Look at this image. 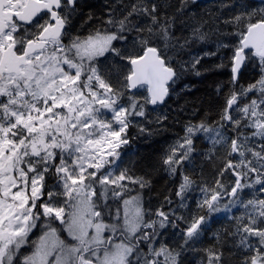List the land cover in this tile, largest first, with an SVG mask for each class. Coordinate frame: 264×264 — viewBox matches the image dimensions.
<instances>
[{
	"label": "snow or ice",
	"instance_id": "snow-or-ice-1",
	"mask_svg": "<svg viewBox=\"0 0 264 264\" xmlns=\"http://www.w3.org/2000/svg\"><path fill=\"white\" fill-rule=\"evenodd\" d=\"M196 4L113 0L78 32L81 0H0V264H181L186 251L203 253L198 264L237 255L238 264H264V3L218 0L203 15L192 13ZM211 35L235 39L191 55ZM185 53L190 60L174 64ZM218 54L214 68L231 72L219 119L185 126L162 158L180 176L177 199L145 209L130 186L150 181L130 174L119 151L128 129L147 105L164 103L186 67ZM242 66H258L259 78L238 84ZM198 134L211 145L205 158L223 164L190 207L196 181L185 167ZM233 209L232 230L197 248L214 214ZM169 228L178 230L171 244Z\"/></svg>",
	"mask_w": 264,
	"mask_h": 264
},
{
	"label": "trees",
	"instance_id": "trees-1",
	"mask_svg": "<svg viewBox=\"0 0 264 264\" xmlns=\"http://www.w3.org/2000/svg\"><path fill=\"white\" fill-rule=\"evenodd\" d=\"M113 0H81V11L73 20L76 31L84 32L91 25L98 24L99 20L104 17L107 5ZM173 3L177 0H172ZM218 0H197V4L191 9L192 13L199 12L203 15L206 11H215ZM251 6H260L264 2H256L246 0ZM91 12L93 20L87 19L88 13ZM234 37H224L211 35L209 39L203 43L195 45L191 50V55H203L204 52L215 51V43L217 40H224L226 43L234 40ZM224 63L228 64L227 57L231 54L230 50H223ZM189 61L190 55L185 53L174 60V64ZM221 62V56H205L196 70L186 67L180 79L169 89V95L163 105L156 108H146L149 117L143 121L148 125V130L153 134L138 133L134 135L132 132L128 134V147L135 149L131 164L128 167L130 174L135 176H144L150 181V185L144 189L137 188L143 198L145 209L156 210L161 204H164L165 197L171 195L173 201L175 191L180 182L179 174L171 176L163 165L162 158L167 153V143L177 140L183 136L185 126L188 124H198L202 120L213 123L219 119V111L224 103L223 94L228 90V81L231 78L229 67L215 69L214 65ZM200 75L196 74V71ZM260 69L258 66L243 67L238 84L247 85L259 78ZM221 86V92L217 93V86ZM146 94V93H145ZM159 121V122H157ZM153 123V124H152ZM155 127L154 131L152 128ZM135 131V127H131ZM196 148L192 165L187 167L186 173L189 174L199 185H213L217 172L222 167L223 161L215 159L209 161L205 158L207 150L211 147L210 143L202 136H197L194 140ZM223 182L228 183L232 179L228 173L221 178ZM138 187V186H137ZM135 191V193H137ZM109 204L115 207H121L119 202ZM193 205V204H192ZM167 210L168 205H164ZM174 206V205H173ZM184 225H180L183 227ZM233 221L231 219L220 218L215 219L209 226V230L205 232L202 239L201 247H206L216 243L214 233L224 230L231 231ZM227 251V250H226ZM184 264H197L196 261H186ZM229 264H238V255L231 257Z\"/></svg>",
	"mask_w": 264,
	"mask_h": 264
},
{
	"label": "rangeland",
	"instance_id": "rangeland-1",
	"mask_svg": "<svg viewBox=\"0 0 264 264\" xmlns=\"http://www.w3.org/2000/svg\"><path fill=\"white\" fill-rule=\"evenodd\" d=\"M141 92H144V90L141 89ZM147 107L152 108L151 105H147ZM147 117H149V116L146 113V118ZM144 119H145L144 117H137V118H135V120L133 122V126H131V127H135V131L132 130L131 127H129L128 134L130 132H132V131H133L132 134H134V135H139L138 133L142 134V132H140V128L142 127V128H144V129L147 130V131H145L144 134H149L148 137H150L153 134V132L150 133V131L148 130V128H149L148 125L143 121ZM154 129H155V127L152 128L153 131H154ZM198 136H202L203 137L202 134H198ZM175 141L176 140H173V141L167 143V151H168L170 145H172ZM128 144L127 145H122L121 148L119 149V151L121 152V159L124 162L123 163V167H127V168L130 166L129 164H131L132 158L134 156V151H135V149L129 148L128 147ZM195 153L196 152L193 153V157L195 156ZM191 165H192V163L189 166H191ZM187 167H188V165L185 167V172H186ZM179 178H180V176H179ZM203 185L212 186V185H209V184H203ZM203 185H199L196 182V184L194 185V191L191 192V193H189V206L190 207H195V200L196 199H199L201 197V193L199 191V187L200 186H203ZM130 187H133V188H136V189L138 188L135 185H131ZM247 192H248V190H245V196H247ZM136 194L137 193H135V191H133V192L130 193V195H136ZM122 210H123V208H122ZM153 211H155V210H153ZM240 211L241 210H239V209H233L232 214H226V213L214 214L212 222L215 219H220V218L231 219V215H239ZM176 231H178V230H174V229H171V228L164 229L163 230V233H164V242L171 244V243H174L175 240H178V237H174V233ZM204 236H205V234H204ZM204 236H203V238H204ZM201 244H203V243L202 242L201 243H198L196 245V247L197 248H201ZM202 255H203L202 252H198V251H196V252H194V251H186V252L183 253V255L180 258L181 259V264H184L186 261H196V263L198 264V261L201 259Z\"/></svg>",
	"mask_w": 264,
	"mask_h": 264
},
{
	"label": "water",
	"instance_id": "water-1",
	"mask_svg": "<svg viewBox=\"0 0 264 264\" xmlns=\"http://www.w3.org/2000/svg\"><path fill=\"white\" fill-rule=\"evenodd\" d=\"M199 1H204V0H199ZM253 1H256V2H264V0H253ZM242 69H243V66H242L241 69H240V73H241ZM240 73H239V75H240ZM167 98H168V96L165 97L164 103H165V101L167 100ZM164 103H163V104H164ZM163 104H158V105H163ZM158 105H151V107H152V108H155V107H157Z\"/></svg>",
	"mask_w": 264,
	"mask_h": 264
}]
</instances>
